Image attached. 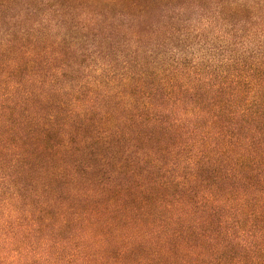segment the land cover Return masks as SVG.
<instances>
[{
  "label": "trees",
  "instance_id": "trees-1",
  "mask_svg": "<svg viewBox=\"0 0 264 264\" xmlns=\"http://www.w3.org/2000/svg\"><path fill=\"white\" fill-rule=\"evenodd\" d=\"M0 264H264V0H0Z\"/></svg>",
  "mask_w": 264,
  "mask_h": 264
},
{
  "label": "rangeland",
  "instance_id": "rangeland-1",
  "mask_svg": "<svg viewBox=\"0 0 264 264\" xmlns=\"http://www.w3.org/2000/svg\"><path fill=\"white\" fill-rule=\"evenodd\" d=\"M188 1H192V0H188Z\"/></svg>",
  "mask_w": 264,
  "mask_h": 264
}]
</instances>
